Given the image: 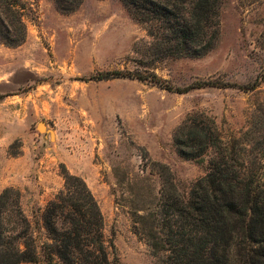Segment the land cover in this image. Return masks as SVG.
Listing matches in <instances>:
<instances>
[{"label": "rangeland", "instance_id": "374dc122", "mask_svg": "<svg viewBox=\"0 0 264 264\" xmlns=\"http://www.w3.org/2000/svg\"><path fill=\"white\" fill-rule=\"evenodd\" d=\"M23 1L26 40L15 47L0 41V194L21 192L47 264L44 211L64 189L66 168L99 203L106 240L116 248L112 264H167L168 253L152 248L138 216L159 204L164 176L188 196L208 172L210 155L186 159L174 144L188 114L213 116L228 139L250 127L258 107L264 111V0H224L209 53L161 59L147 56L152 38L122 0H83L70 13L54 0ZM116 70L155 73L174 88L212 85L179 93L138 79H90ZM257 81L256 89L239 87Z\"/></svg>", "mask_w": 264, "mask_h": 264}, {"label": "trees", "instance_id": "16d2710c", "mask_svg": "<svg viewBox=\"0 0 264 264\" xmlns=\"http://www.w3.org/2000/svg\"><path fill=\"white\" fill-rule=\"evenodd\" d=\"M64 13L83 0H54ZM143 24L152 41L153 59L200 57L220 37L224 0H122ZM23 0H0V41L24 43L27 28ZM131 78L174 92L212 85L197 82L174 88L155 73L105 71L90 79ZM259 82L240 88L256 89ZM253 114L250 127L225 139L216 119L205 112L187 115L175 129L178 153L197 162L210 155L208 172L183 195L164 176L159 204L139 215L143 233L155 251H166L167 264H264V111ZM167 169V166H163ZM65 186L44 211L51 242L44 244L47 264H112L113 242L104 234V217L86 180L65 168ZM146 227V228H145ZM30 221L21 207V192L9 187L0 194V264H43ZM58 259V261H56Z\"/></svg>", "mask_w": 264, "mask_h": 264}, {"label": "water", "instance_id": "95a60500", "mask_svg": "<svg viewBox=\"0 0 264 264\" xmlns=\"http://www.w3.org/2000/svg\"><path fill=\"white\" fill-rule=\"evenodd\" d=\"M39 128H40L41 130L45 128V124H44V122H41V123L39 124Z\"/></svg>", "mask_w": 264, "mask_h": 264}]
</instances>
